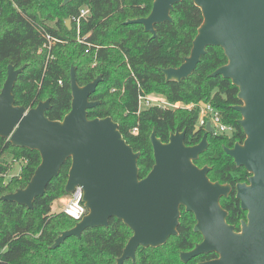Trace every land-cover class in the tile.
Masks as SVG:
<instances>
[{"label":"trees","instance_id":"trees-1","mask_svg":"<svg viewBox=\"0 0 264 264\" xmlns=\"http://www.w3.org/2000/svg\"><path fill=\"white\" fill-rule=\"evenodd\" d=\"M62 1L0 0V91L7 66H25L13 88L15 105L31 109L49 100L45 116L57 121L70 110V68H75L79 86L101 75V82L89 97L100 103L87 111L88 119L110 117L118 124L123 139L140 154L139 179L154 163L149 140L152 131L165 143L171 133L185 131L186 146L198 144L205 134L202 127H196L197 109L151 106L141 110L139 96L154 93L171 104H210L232 131L228 135L209 134L208 149L194 163L210 169L211 182L233 188L220 204L228 213L227 223L239 231L246 213L235 199L234 187L246 181L248 174L223 151L245 138L238 124L240 114L233 109L240 104L238 90L221 76H209L226 64V57L218 47L206 48L192 75L180 83H166L161 73V69L179 67L189 55L202 22L200 10L189 0L174 5L172 22L156 25V37L151 38L140 24L125 22L147 17L152 0H72L64 7ZM83 7L89 9V15L77 30L74 19ZM66 20L71 21L70 30ZM48 38L55 41L40 51L49 45ZM15 162L22 163L19 174L4 182ZM39 163L38 152L15 148L0 139V197L24 188ZM69 167L68 160L31 210L0 201V264H116L132 232L113 218L107 228L87 229L80 238H67L58 248L50 249L61 232L77 223L63 212H53L55 202L67 197L64 186ZM194 224L193 215L181 209L177 236L156 249L138 248L135 263L126 260L123 264H199L216 258L214 254L201 255L181 262L179 254L202 240L193 232Z\"/></svg>","mask_w":264,"mask_h":264},{"label":"water","instance_id":"water-1","mask_svg":"<svg viewBox=\"0 0 264 264\" xmlns=\"http://www.w3.org/2000/svg\"><path fill=\"white\" fill-rule=\"evenodd\" d=\"M71 1L63 0L61 6ZM182 1L152 0L147 17L125 24H140L155 38V26L172 22L170 13ZM189 1L202 15L190 53L179 67L161 69V73L166 83H180L192 75L206 48L218 47L226 57V64L209 76H221L238 90L240 104L233 109L240 114L238 124L245 138L223 151L249 174L247 182L235 186V199L246 212L239 231L227 223L228 213L220 204L232 194L231 186L211 182L210 169L194 163L208 149L207 136L213 133L210 123L193 146L185 145V131L171 133L166 143L152 131L149 140L154 163L139 179L140 154L123 139L118 124L110 117L88 119L87 111L100 103L89 97L101 75L79 86L71 67L70 110L61 120L51 121L45 116L49 100L31 109L15 105L13 88L25 66L15 69L8 65L0 91V139L15 148L38 152L40 163L24 188L1 196L0 201L31 210L68 160L64 191L69 195L77 187L82 190L86 214L73 228L61 232L50 249L67 238H80L87 229L107 228L113 218L132 232L116 264L135 263L138 248L156 249L177 236L183 209L193 215V232L202 240L179 254L181 262L215 254L216 258L199 264H264V0ZM65 25L71 29L70 20Z\"/></svg>","mask_w":264,"mask_h":264},{"label":"built area","instance_id":"built-area-1","mask_svg":"<svg viewBox=\"0 0 264 264\" xmlns=\"http://www.w3.org/2000/svg\"><path fill=\"white\" fill-rule=\"evenodd\" d=\"M88 15H89L88 8L83 7L80 9L78 17L74 19V23L77 30L79 29L81 20H85ZM54 41H55L54 39L48 38L49 45L46 44L43 45L40 51H42L47 46L48 48H50L51 42ZM138 102H139V109L141 110L151 106H159L161 108H168V109L184 108L187 110H191L195 108L199 111V116L196 123L197 128L202 127L205 131L206 124L210 123L211 127L213 128V133L211 135H228L232 131L231 127L222 123L219 113L210 104H205V103L188 104V105H183L181 103L171 104L167 102L164 97L158 98V96L154 97L153 95L150 94L145 96H139ZM141 104L144 105V108L140 107ZM15 163H19V162H15ZM63 213L75 222L80 221L82 217L86 214V209L82 203L81 188L77 187L75 188L72 194L67 195L66 204L64 206Z\"/></svg>","mask_w":264,"mask_h":264},{"label":"rangeland","instance_id":"rangeland-1","mask_svg":"<svg viewBox=\"0 0 264 264\" xmlns=\"http://www.w3.org/2000/svg\"><path fill=\"white\" fill-rule=\"evenodd\" d=\"M150 95H153L154 97H155V96H158V98H159V97H160V98L162 97L161 95H159V94H154V93H152V94H150ZM140 107H141V108H144V105L141 104ZM19 163H20V162H19ZM19 163H14V165H13L12 168L9 170V172L4 176V178H3V181H4V182H7L8 179H10L12 176L17 175V174L20 172V170H21V166H22V163H21V164H19ZM65 204H66V197H63V198L57 200V201L55 202V204L53 205V212H54V213L63 212V209H64Z\"/></svg>","mask_w":264,"mask_h":264},{"label":"flooded vegetation","instance_id":"flooded-vegetation-1","mask_svg":"<svg viewBox=\"0 0 264 264\" xmlns=\"http://www.w3.org/2000/svg\"><path fill=\"white\" fill-rule=\"evenodd\" d=\"M242 142H243V141H242ZM242 142H241V143H242ZM237 143H239V142H237ZM235 144H236V143H235ZM235 144H234V145H235ZM248 177H249V174H248ZM248 177H247V179H248ZM247 179H246V181H244V182H240V183H245V182H247ZM238 184H239V183H238ZM228 185H229V184H228ZM235 186H236V185H235ZM231 188H232V187H231ZM232 192H233V188H232ZM230 195H231V194H230ZM234 196H235V187H234ZM222 199H223V198H222ZM222 199H221V200H222ZM221 200H220V202H221ZM236 201H237V200H236ZM245 213H246V212H245ZM227 216H228V214H227ZM245 218H246V215H245ZM244 220H245V219H244ZM209 255H210V254H209ZM214 255H215V254H214ZM210 260H211V259H210Z\"/></svg>","mask_w":264,"mask_h":264}]
</instances>
